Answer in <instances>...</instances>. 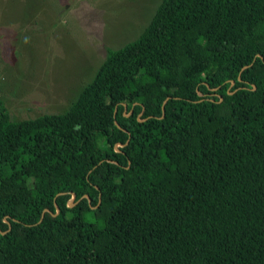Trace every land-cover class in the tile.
Masks as SVG:
<instances>
[{"label":"trees","instance_id":"obj_1","mask_svg":"<svg viewBox=\"0 0 264 264\" xmlns=\"http://www.w3.org/2000/svg\"><path fill=\"white\" fill-rule=\"evenodd\" d=\"M0 264H264V0H162L63 114L0 98Z\"/></svg>","mask_w":264,"mask_h":264},{"label":"rangeland","instance_id":"obj_2","mask_svg":"<svg viewBox=\"0 0 264 264\" xmlns=\"http://www.w3.org/2000/svg\"><path fill=\"white\" fill-rule=\"evenodd\" d=\"M162 0H0V94L14 121L67 112L108 49L136 40Z\"/></svg>","mask_w":264,"mask_h":264},{"label":"built area","instance_id":"obj_3","mask_svg":"<svg viewBox=\"0 0 264 264\" xmlns=\"http://www.w3.org/2000/svg\"><path fill=\"white\" fill-rule=\"evenodd\" d=\"M0 98H2L1 94H0Z\"/></svg>","mask_w":264,"mask_h":264}]
</instances>
